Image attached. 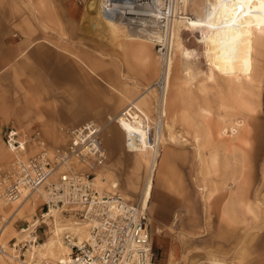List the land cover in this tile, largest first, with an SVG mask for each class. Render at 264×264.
Wrapping results in <instances>:
<instances>
[{"label": "rangeland", "instance_id": "rangeland-1", "mask_svg": "<svg viewBox=\"0 0 264 264\" xmlns=\"http://www.w3.org/2000/svg\"><path fill=\"white\" fill-rule=\"evenodd\" d=\"M88 1L31 0L42 22L44 14L55 18L54 23L48 24L52 33H45L39 24L45 30L49 26L47 28L39 19L38 24L34 11H27L26 17L32 19L30 23L36 26H31L34 36L39 37L34 44L36 49L48 50L50 45L58 46L87 60L88 56L98 59L100 68L96 74L91 73L89 79H83V74L76 72V79L67 80L60 76L53 83L43 84L35 55L29 61L30 65L26 62L21 66L24 57L20 54L0 69V166L8 165L15 153L3 139L8 125L41 131L44 147L54 152L68 143L70 127L93 119L107 124L103 131L107 151L103 172L107 173L108 180L119 183L121 195L137 203L151 173L154 149H148L149 155L145 156L140 152L127 151L124 132L116 122H110V118L126 108L129 102L137 101L136 106L148 117L157 122L161 120V140L155 149L160 151L159 157H162V152L167 155L163 174L160 163L156 169L153 197L147 213L152 219V229L160 227L156 230L157 235L169 234L179 251L176 257L172 253L167 263L160 261L159 253L155 263L212 264L213 259H219L225 264H264V36L261 38L262 46H258L259 55H256L257 78L237 84L230 78L215 74V78L210 80L202 72L206 64L201 46H197L199 53L195 62L182 52L183 46H195L193 40L201 39V30L192 32L185 25L179 29L175 26L183 38V46H178L175 37L172 47L165 52L166 56H162L158 46H149L138 40L118 41L114 45L94 34L92 26L89 27L86 20ZM178 1L182 14L176 18L180 15L199 17L208 2ZM23 8V0H0V16H4L24 40L22 32L26 25V12ZM116 23L124 36L130 35V27ZM23 43L18 47L20 53ZM9 55L14 56L11 52ZM163 58L166 65L170 59L171 67L166 102L163 108L160 105L166 115L159 118L158 94L152 87L159 76ZM187 67L191 68V75L187 74ZM41 93L42 100L39 99ZM236 123L240 125L237 128L239 138L235 135L237 129L235 132L232 130ZM204 125L206 130L208 127V134ZM151 134L154 135V131ZM196 135H200L204 142L203 161L196 156ZM153 141L154 137L151 145H155ZM41 147L31 148L27 155L38 152ZM216 151L219 155L214 161ZM245 164L249 167V176L241 190L238 186ZM204 183L210 188L217 187L219 199L216 197L212 204L205 202L202 196L200 187ZM223 186L228 189H222ZM41 205L42 201L36 199L34 204H28L19 211L9 224L5 239L14 238L13 241L19 244L32 236L30 233L37 217L46 210ZM0 213L6 217L0 216V225L3 226L9 218L1 207ZM65 220L64 216L59 219L61 223H67ZM28 222L29 229L21 232L20 229ZM47 222L52 231L53 218ZM44 229L48 230V227L43 225L38 231L41 236L39 244L28 247L26 259L20 261L26 262L30 251L38 258L41 243L51 236V231L45 233ZM159 239L157 237L156 243ZM9 261L6 258L0 264H10Z\"/></svg>", "mask_w": 264, "mask_h": 264}, {"label": "bare ground", "instance_id": "bare-ground-1", "mask_svg": "<svg viewBox=\"0 0 264 264\" xmlns=\"http://www.w3.org/2000/svg\"><path fill=\"white\" fill-rule=\"evenodd\" d=\"M207 1L204 13L199 17L193 18L180 15L179 18H176L179 16V13L182 14V6L178 0H89L87 4V20L94 24L99 33L108 37L109 42L113 44H116L118 41L139 40L150 46H161V49L166 50H169L170 46L172 47L175 37H177L178 46H183V41L181 42L183 38H181L180 32L178 33V30L175 29V26L179 29V26L185 25L187 30L192 32L196 29L201 30V39L195 38L193 40L195 46H183L182 52L187 59L195 62L198 59L197 54L199 53L197 46H201L203 60L206 64L202 72L206 78L212 80L215 78V74H219L232 79L237 84L242 83V81H252L255 77L257 78L255 63L258 62L256 61L258 46H260L262 42L261 38L264 36V0ZM116 22L130 27L132 29L130 35L124 36ZM166 67L170 71V59ZM190 69H187L188 75H191ZM255 81L259 80L255 79ZM167 87L168 81L165 84L166 93L168 90ZM152 88L154 89L155 87ZM136 103L137 101L129 102L126 108L121 110L110 122H116L118 127L124 132L126 138L125 145L131 142L132 152H140L145 156L149 155L148 149H154V152H152V161L150 162L151 173L143 189L142 197L139 199V207L134 206L136 212H144L148 210L150 200L153 197L156 169L161 158L159 157L160 151L155 149V146H158L160 143L162 131L159 128L161 120L159 119L157 122L151 117H148L142 109L136 106ZM165 115L166 111L163 110V115H160L159 118ZM102 126L103 131H105L107 124H102ZM238 126L240 125L237 124V126L232 127L233 132L236 131ZM203 127L205 128V133L208 134V127L207 130L205 125ZM153 131L154 135L151 134ZM238 134L239 130L237 129V134H235L237 138H239ZM153 137L155 145H151ZM195 140L197 142L195 145L196 152L202 161L204 142H202L200 135H196ZM226 143L223 144L225 145ZM213 157L214 161H216L218 157L217 151L213 154ZM103 169L99 170L97 178L100 190L111 194L110 196H120L124 201H129L126 196L118 192V182L108 180L107 173H104ZM200 190H202L203 198L211 196V192H208L209 189L206 185L201 186ZM259 197L258 202L260 203L261 195ZM36 199L41 200L43 205L44 195L38 193L23 195L21 199L12 205H5L0 200L2 212H6L8 214L7 218H9V220L6 219L7 222L5 224H2L3 226L0 225V235H2V244L6 252V255L0 258V262L2 260L4 263L6 258L10 259V264L12 262L21 264H56L57 262H68L70 260V254L72 253V247L65 239L64 233L66 230L70 231L73 237H76V240H73L76 244H82L88 239L93 222L79 221L71 217L66 219L67 223H61L59 219L61 217L63 218L62 213L59 210L51 209L45 214V221L53 218L54 225L51 236L41 243L37 255L38 258H36L34 252L29 250L28 260L26 262L20 261L21 259L15 256L16 253L13 246L7 247L8 241L5 239V235L10 226L9 224L15 220L18 212L22 211L26 205L34 204ZM0 216H3L4 219L6 218L2 213H0ZM36 224H38V220L34 223V225ZM24 231L26 230H21V232ZM154 263L151 260L146 262V264ZM212 264L223 263L219 262L218 259H213Z\"/></svg>", "mask_w": 264, "mask_h": 264}, {"label": "built area", "instance_id": "built-area-1", "mask_svg": "<svg viewBox=\"0 0 264 264\" xmlns=\"http://www.w3.org/2000/svg\"><path fill=\"white\" fill-rule=\"evenodd\" d=\"M158 50L166 56V49ZM163 58L160 73L153 86L158 94L157 117L163 115L166 100L165 84L169 70ZM160 105L162 108H160ZM69 141L54 152L44 147L39 130H29L16 125L9 126L3 139L13 150L14 158L8 165L0 166V200L12 205L23 195L38 193L44 195L46 208L38 218V224L31 232L13 246L15 256L26 259V250L33 244H39V230L46 225L50 233V224L45 214L51 209L59 210L67 218L79 221H91L90 235L82 244H76L70 231L64 233L67 243L72 247L68 262L56 264H146L155 262L153 249L152 220L147 213L136 212L139 202L124 201L120 196H110L102 192L98 185V172L106 166L107 151L103 140V126L90 119L69 129ZM42 146L34 153L28 150ZM126 149L132 152L131 142ZM30 224L21 230L29 229ZM1 228V227H0ZM1 231V230H0ZM0 235V258L6 255ZM74 240V241H73ZM34 264V263H33ZM46 264V263H42Z\"/></svg>", "mask_w": 264, "mask_h": 264}, {"label": "crops", "instance_id": "crops-1", "mask_svg": "<svg viewBox=\"0 0 264 264\" xmlns=\"http://www.w3.org/2000/svg\"><path fill=\"white\" fill-rule=\"evenodd\" d=\"M23 3H24L23 11L26 12V13H24V16H25L24 20L26 22V25L24 27L25 29L22 32V35L24 36V40H23V38L20 37V35H21L20 32L18 31V33H16V31L13 28V26L11 25V23L7 22L5 20V18H4V16H0V69H4L7 65H9L11 60L16 59L21 54V57H24V58L26 57L25 59L24 58L21 59V61L23 60L21 62V64H22L21 66L22 67H23V65H25L26 62L28 63V65H30L29 61L31 60L32 56L35 55L34 58L37 59L38 68L41 71L40 78H41L42 84L43 83H53L60 76H64V77L68 78L67 80L76 79V78H74V77H77V74H75L76 72H79V73L83 74L82 75L83 79L88 78L89 75L91 77V73L96 74V72L100 68V64L98 62V59H95L94 57L88 56L89 58L87 60V59L82 58L78 54L74 55L73 52L72 53L68 52L67 49H65V51H63L62 48H59L58 46H54V45H50L48 50H41L40 48H39L40 50L36 49L34 47V44H35L36 40H39V37H37L38 38L37 39L34 36V33L32 31L31 26L32 25L34 27H36V26H35L34 23L33 24L30 23L32 21V19L26 17V16H28V12L27 11L30 10V9H31V11H34V13L36 14V20H37L38 24H39L38 19L40 21H41V19L39 18L38 14L36 13V11H35L36 7H35V5H33L31 0H23ZM44 17H45V19L43 21L45 23L42 22V21L41 22L46 27L49 26V28L47 27L48 30H45L44 28H42V26L40 24H39V27L45 33H52L51 27L48 24H50L52 22L54 23V19H55L54 15H52V16L50 15L49 17H47L44 14ZM86 18H87V15H86ZM87 21L89 22V27L92 26V31H93L94 34H96L100 38L105 39V40H107L109 42L108 37H106L105 35L100 34L99 31L97 30V28H95L94 24H92L89 20H87ZM17 36L20 39L16 38ZM34 38H36V39H34ZM23 41H24V43H23ZM28 41H31V42L28 43ZM131 41H134V40H131ZM21 42L23 43V46L21 48L22 51L20 53L18 47L21 44ZM126 42H128V41H126ZM141 43L145 44V42H141ZM147 45H149V44H147ZM39 47H40V45H39ZM10 52L14 55L13 57H11V55H9ZM165 66H166V64H165ZM72 75H74V76L71 77ZM49 97H51V95ZM39 99L40 100L43 99V94L42 93L39 95ZM110 119H112V117ZM9 126H11V124L8 125V127ZM247 150H249V147H247ZM203 153L204 152H203V149H202V154ZM214 153H216V152H214ZM218 155H219V153H218ZM196 156H198V154H196ZM203 158H204V155H202V159ZM165 159H167V155L162 152V157L160 159L161 160L160 161V167H161V172H162L161 175L163 174L164 163H166ZM144 165H148V167H149V164H144ZM247 168H249V167L245 164V166H243L242 169H241V173H240L241 184H239V186H238V188H240L241 190L243 189L244 185H246V181H247V178L249 176V172H248ZM237 177L239 178V176H237ZM205 185L209 189L208 192L209 193L211 192V196L204 198V200H205V202L208 201L210 204H212L216 200V197H218V199H219V196L216 195L217 187L216 188L215 187L210 188L207 183H204L203 186H205ZM118 186H119V183H118ZM222 189H224V190L226 189L227 190L228 188L226 186H223ZM246 196H248V195H245V197ZM151 200H150V203H151ZM150 203H149V207H150ZM244 203L246 205L248 204L246 202H244ZM158 228H160V227L157 226L155 228V230H153L152 229V225H151V230H152V234H153V249H154V252H155V257L157 259L159 253H161L160 261L162 263L163 262L167 263V262H169L171 254L173 253L174 256L176 257L178 255L179 251H178V248L175 247L174 240L170 238L169 234L168 235L167 234H162V235H160V237L157 235L156 230ZM163 232H164V229H163ZM163 232H161V233H163ZM157 237L160 238L159 239L160 240L159 243H156ZM159 249H160V252H159ZM219 262H220V260H219ZM221 263H223V262H221ZM154 264H156V263H154ZM223 264H225V263H223Z\"/></svg>", "mask_w": 264, "mask_h": 264}, {"label": "trees", "instance_id": "trees-1", "mask_svg": "<svg viewBox=\"0 0 264 264\" xmlns=\"http://www.w3.org/2000/svg\"><path fill=\"white\" fill-rule=\"evenodd\" d=\"M155 261H156V258H155Z\"/></svg>", "mask_w": 264, "mask_h": 264}]
</instances>
